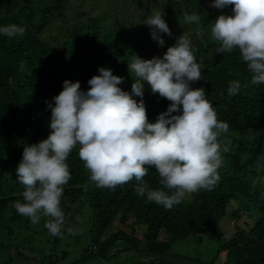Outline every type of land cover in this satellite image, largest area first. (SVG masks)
Listing matches in <instances>:
<instances>
[{
	"label": "trees",
	"instance_id": "obj_1",
	"mask_svg": "<svg viewBox=\"0 0 264 264\" xmlns=\"http://www.w3.org/2000/svg\"><path fill=\"white\" fill-rule=\"evenodd\" d=\"M67 2L0 0V27L16 24L26 29L22 36L8 37L0 33V160L13 163L15 168L22 160L25 145L37 144L39 139L42 141L49 136L51 115L44 113L45 107L48 103L54 106L53 98L63 90L64 81H78L80 90L87 93L91 87L88 81L99 75V69L103 67L111 69L113 75L123 77L124 82L118 86L131 93V85L137 78L134 73H129L128 63L135 55L146 59L142 47L120 37L122 34L128 36L124 31L121 35L104 32L102 43L95 45L91 25L97 24V19V22L90 18L76 22L61 38L49 36L50 41H46L44 35L49 34L46 30L55 16L64 19ZM212 4L213 0H183L176 4L181 22H185V14L200 16L198 23L186 24L187 36L201 69V80L192 82L190 87L205 89V98L216 110L217 118L229 125L228 132L264 130V83H250L252 74L238 49L231 53H216L219 43L211 36L216 18L221 14L232 15L233 6L217 9ZM175 44L176 41H171L169 47ZM234 80L240 82L241 88L238 94L230 97L229 83ZM133 98L138 102L141 99ZM143 101L150 123H155L158 115L166 112L171 103L158 93L146 91ZM45 116L48 121L43 126ZM258 141L248 142L246 146L238 143L234 150L227 145L230 150L222 154L227 166L218 170L217 186L210 191L193 193L191 201H182L171 209L139 196L135 180L115 189L98 187L91 181L77 147L66 160L71 179L64 186L61 197L60 206L66 217L63 229L74 223L83 205L88 204L93 212L92 249L96 250L97 256L103 258L115 243L122 242L121 249H116L111 257L123 252H142L151 259L148 264H155L157 258L153 256L169 255L174 241L191 235L221 236L213 224L229 209L231 220H237L238 224L234 223L232 235L225 238L218 249L219 256L225 254V261L220 264H264V190L261 185L264 171L254 179L257 183L253 188L254 181L249 179L251 171L247 167V163L253 164L252 157L261 152ZM262 162L264 157L258 165ZM144 180L150 189L162 187L154 168H149ZM4 182V171L0 169V232L7 228L1 222V214L6 210L10 213L9 223H18L24 217L13 206L16 202H25L24 187L16 178V169L10 195L5 193ZM240 200L244 203L242 208L237 202ZM244 212L251 214L243 219ZM253 214L257 215L256 219H250ZM114 224L122 229L102 240ZM54 237L60 239V236ZM215 259L209 264H215Z\"/></svg>",
	"mask_w": 264,
	"mask_h": 264
},
{
	"label": "clouds",
	"instance_id": "obj_2",
	"mask_svg": "<svg viewBox=\"0 0 264 264\" xmlns=\"http://www.w3.org/2000/svg\"><path fill=\"white\" fill-rule=\"evenodd\" d=\"M227 6H233V14L219 15L211 28L213 40L219 43L216 53L238 49L252 74L250 83H264V0H213L212 7ZM184 21L198 23L200 16L185 14ZM146 25L152 28L151 36L159 46L165 43L160 34L172 36L162 12L149 17ZM25 31L16 24L0 27V33L8 37L22 36ZM128 71L137 78L131 93L118 86L123 77L103 67L88 81L91 87L87 93L80 90L78 81H64L63 90L53 98L54 106L48 103L49 136L24 146L16 178L24 187L25 202L13 206L32 224L49 217L45 227L54 236L62 235L66 222L60 206L64 186L71 179L66 160L77 147L98 187L115 189L135 180L139 196L167 209L187 195L212 190L220 180L222 154L230 150L227 145L231 143L222 144L220 137L229 125L217 118L203 87H190L201 80L190 38L184 34L178 37L162 58L135 55ZM145 83L153 94L171 102L155 123L148 122ZM240 88L238 80L231 81L228 95L238 94ZM134 96L141 98L139 102ZM149 168L158 173L160 189H150L144 180ZM68 231L75 234L73 229Z\"/></svg>",
	"mask_w": 264,
	"mask_h": 264
},
{
	"label": "rangeland",
	"instance_id": "obj_3",
	"mask_svg": "<svg viewBox=\"0 0 264 264\" xmlns=\"http://www.w3.org/2000/svg\"><path fill=\"white\" fill-rule=\"evenodd\" d=\"M183 0H68L65 5L66 14L64 19L55 16L50 27L47 28L49 34L44 35L46 41H50L49 36L61 38L66 29L73 26L76 22L86 21L88 18L93 19L97 24L91 25L93 30V42L100 45L104 39V32L121 35L122 31L128 36L122 34L129 42L136 47H142L145 50V58L153 57L162 58L170 46V42H175L181 35H187L188 29L186 22H181L177 15L176 4ZM198 1V0H195ZM51 4V2H50ZM157 12L163 13V19L169 26L172 36L160 34L165 43L159 46L158 42L151 36L152 28L146 25L149 17ZM81 14V15H80ZM79 16V17H77ZM97 19V20H96ZM101 25L103 28H101ZM102 30H100V29ZM144 91L152 93L151 88L145 83ZM153 94V93H152ZM51 109L45 107L44 113ZM48 117L45 116L44 124L47 123ZM42 134V132H41ZM40 134V135H41ZM221 143L231 141L228 146L234 150L237 144L243 143L245 146L248 142L259 140L261 152L252 157V163H247L250 170L249 179L254 181L260 177L264 171V162L258 165V161L264 157V130L251 129L243 133L228 132L222 134ZM41 140L39 139V142ZM224 141V142H223ZM224 159L223 166L226 168L227 162ZM245 160V159H244ZM248 162V160H247ZM16 166L7 161L0 160V169L4 171L5 182L4 190L10 195L11 180ZM262 189L264 190V177L261 178ZM192 194L187 195L183 201H191ZM242 208L244 203L237 201ZM235 206V203L232 204ZM229 210V209H228ZM227 210L224 217L213 224V228L221 234L217 238H208L200 235H191L186 239L177 240L171 243L169 255L186 261L198 260L201 264H209L215 259V264L224 263L225 254L218 255V249L225 238H229L234 231V223L231 220ZM245 213V212H244ZM248 214L243 215V219ZM9 211L6 210L2 217V226L7 228L0 232V264H75L86 258L83 264H148L151 260L142 252H123L111 257L116 249H121L122 242H117L112 246L108 255L100 258L96 255L91 241V229L93 221V212L88 204L83 205V210L69 227L63 229L59 240L49 232L45 227L46 220L49 217H42L40 222L32 224L29 218L23 217L20 222L9 223ZM257 215H250V219H256ZM73 229L74 233L68 231ZM122 227L114 224L110 230L103 236L108 238L111 233L116 232ZM138 236V235H137ZM139 237V236H138ZM169 264V263H163Z\"/></svg>",
	"mask_w": 264,
	"mask_h": 264
},
{
	"label": "water",
	"instance_id": "obj_4",
	"mask_svg": "<svg viewBox=\"0 0 264 264\" xmlns=\"http://www.w3.org/2000/svg\"><path fill=\"white\" fill-rule=\"evenodd\" d=\"M146 257H148V255L144 254ZM154 258H157V262L155 264H161L163 262L169 263V264H201V263H197V262H193V261H186V260H182L179 258H175L173 256L170 255H165V256H153ZM83 264V263H81Z\"/></svg>",
	"mask_w": 264,
	"mask_h": 264
}]
</instances>
